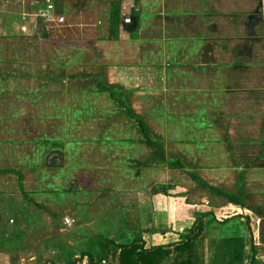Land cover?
Here are the masks:
<instances>
[{"label": "crops", "instance_id": "1", "mask_svg": "<svg viewBox=\"0 0 264 264\" xmlns=\"http://www.w3.org/2000/svg\"><path fill=\"white\" fill-rule=\"evenodd\" d=\"M26 2L0 0V37L12 27L15 34H29L38 16L51 7V0H35L31 7ZM257 2L94 3L101 15L92 25L98 24L97 38L106 39L107 59L101 77L97 75L98 88L110 91L119 105L147 125L158 155L164 156L152 160L156 164L150 180L144 177L148 182L133 198L124 190L117 198H99L81 187L75 172L60 179L68 183L66 188L35 178L27 185L18 178L16 188L0 190V264H110L104 258L106 239L116 244L139 239L149 249L180 242L198 219L204 221L203 235L213 225L228 227L238 219L251 226L237 194L214 188L227 202L211 204L206 192L213 188L211 183L191 171L264 166H254L251 157L264 148V0ZM126 133L121 138L111 135L113 145L99 152L114 168L124 164L115 162V153L131 160L132 153H144L151 146L141 134ZM80 149L74 152L78 162L70 164L76 172L87 162ZM143 166L147 173L150 167ZM226 194L236 196L239 204ZM129 202L134 203L135 222ZM249 231L250 247L262 264L264 253L259 251L264 242L254 244L253 229Z\"/></svg>", "mask_w": 264, "mask_h": 264}, {"label": "rangeland", "instance_id": "2", "mask_svg": "<svg viewBox=\"0 0 264 264\" xmlns=\"http://www.w3.org/2000/svg\"><path fill=\"white\" fill-rule=\"evenodd\" d=\"M26 1L28 7L35 5V0ZM96 1L51 0L50 9L46 15L38 16L29 34H15L12 27L0 37V190L16 188L18 178L26 184L35 178L66 188L68 183L60 179L76 173L81 187L90 188L99 198L112 194L117 198L124 192L133 198L145 186L144 181L150 180L155 163L152 160L164 156L151 146L144 153H132L131 160L121 152L115 153L113 159L119 165L124 161V169L106 164L107 155L99 153L116 134L121 138L125 132L127 136L132 133L131 137L141 133L110 91L98 88L97 75L107 60L106 39L97 38L98 24L86 26L82 18L83 15L91 21L95 16L98 23L101 13ZM105 33L102 29L100 34L104 37ZM96 70L98 74H93ZM259 132L258 128L256 133ZM79 148L87 162L76 172L72 165L78 162L74 152ZM258 150L251 156L254 166L264 165V148ZM144 164L150 167L147 173ZM2 171L10 172L1 174ZM191 172L198 177L205 175L211 183L213 188L206 189L211 204L227 202L214 188L237 194L244 213L251 218V226L245 225V219H238L228 227H209L208 234H202L194 248L202 264H260L257 251L250 247L249 229H253L254 244L264 242V218L256 217L264 215V166ZM128 204L135 222L134 203ZM247 243L248 250L244 249ZM166 261L171 263L173 259Z\"/></svg>", "mask_w": 264, "mask_h": 264}, {"label": "trees", "instance_id": "3", "mask_svg": "<svg viewBox=\"0 0 264 264\" xmlns=\"http://www.w3.org/2000/svg\"><path fill=\"white\" fill-rule=\"evenodd\" d=\"M82 18L84 19L86 26L87 24L90 26L96 23L95 16L91 21H86V18L83 17V15ZM128 115L136 122L144 140L150 144L154 150L157 149V145L152 139L147 125L139 120L134 114L128 113ZM226 196L231 202L239 204L236 196L230 194H226ZM214 222L219 224L216 220H214ZM203 231L204 221L203 219H198L191 233L186 235L180 242L168 246L152 247L149 249H145L141 246L139 239H134L127 244H116L113 240L106 239L104 240V258L109 259L111 262L110 264L115 261H118L119 264H202V261L197 256V253H195L194 248L197 240L203 234ZM167 258L170 261L173 259V262L168 263V261H166Z\"/></svg>", "mask_w": 264, "mask_h": 264}]
</instances>
